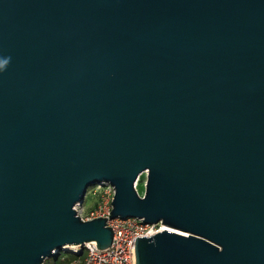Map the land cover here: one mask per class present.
<instances>
[{
    "label": "water",
    "instance_id": "obj_1",
    "mask_svg": "<svg viewBox=\"0 0 264 264\" xmlns=\"http://www.w3.org/2000/svg\"><path fill=\"white\" fill-rule=\"evenodd\" d=\"M103 183L135 264H264V0H0V264L109 248Z\"/></svg>",
    "mask_w": 264,
    "mask_h": 264
},
{
    "label": "built area",
    "instance_id": "obj_2",
    "mask_svg": "<svg viewBox=\"0 0 264 264\" xmlns=\"http://www.w3.org/2000/svg\"><path fill=\"white\" fill-rule=\"evenodd\" d=\"M136 184L137 182L134 184L135 190ZM114 193V188L108 183L96 185L91 194L97 195V202L91 207H86L84 198L81 203H77L73 207L76 216L83 222L108 218L112 211L111 203ZM139 195L143 196V194ZM142 222L143 219L137 218H116L113 220L108 218L106 226L113 232L110 247L99 250L95 243H86L82 247H68L65 249V253H70L74 258L65 264H135L134 243L136 238H147L168 230V228L165 229L162 222L152 225Z\"/></svg>",
    "mask_w": 264,
    "mask_h": 264
},
{
    "label": "rangeland",
    "instance_id": "obj_3",
    "mask_svg": "<svg viewBox=\"0 0 264 264\" xmlns=\"http://www.w3.org/2000/svg\"><path fill=\"white\" fill-rule=\"evenodd\" d=\"M145 182H146V176L143 174L139 177L137 184H136V190L139 194H143ZM91 188L92 187H90L89 189H91ZM89 189H88V191H89ZM91 193L92 192H90V193L88 192V194L85 197V206L86 207H91L97 202V195L93 196Z\"/></svg>",
    "mask_w": 264,
    "mask_h": 264
},
{
    "label": "trees",
    "instance_id": "obj_4",
    "mask_svg": "<svg viewBox=\"0 0 264 264\" xmlns=\"http://www.w3.org/2000/svg\"><path fill=\"white\" fill-rule=\"evenodd\" d=\"M96 186H93L89 189V193L95 189ZM95 205V204H94ZM74 258L70 253L58 252L51 259L45 260L43 264H65Z\"/></svg>",
    "mask_w": 264,
    "mask_h": 264
},
{
    "label": "bare ground",
    "instance_id": "obj_5",
    "mask_svg": "<svg viewBox=\"0 0 264 264\" xmlns=\"http://www.w3.org/2000/svg\"><path fill=\"white\" fill-rule=\"evenodd\" d=\"M167 228H168V227L165 226V229H167ZM168 230H170V229L168 228Z\"/></svg>",
    "mask_w": 264,
    "mask_h": 264
}]
</instances>
